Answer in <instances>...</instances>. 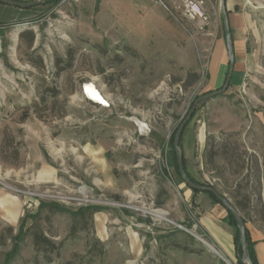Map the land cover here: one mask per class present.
Returning a JSON list of instances; mask_svg holds the SVG:
<instances>
[{"label": "rangeland", "instance_id": "374dc122", "mask_svg": "<svg viewBox=\"0 0 264 264\" xmlns=\"http://www.w3.org/2000/svg\"><path fill=\"white\" fill-rule=\"evenodd\" d=\"M101 1L44 2L0 23V264H240L200 226L172 146L194 99L222 86L208 76L221 0H205L208 24L167 0L173 32L150 36L124 35L115 0ZM226 5L245 52L180 144L194 179L264 240V0ZM189 72L200 78L184 88ZM36 232L51 244L36 246Z\"/></svg>", "mask_w": 264, "mask_h": 264}, {"label": "crops", "instance_id": "0c3cea01", "mask_svg": "<svg viewBox=\"0 0 264 264\" xmlns=\"http://www.w3.org/2000/svg\"><path fill=\"white\" fill-rule=\"evenodd\" d=\"M27 1V0H17ZM104 0L101 1V7ZM115 12L122 22V28L126 32H122L127 36H150L154 33L157 35L163 34V29L170 27L168 17H165V12H168L163 6L154 0H115ZM5 4L0 1V23L17 20L25 16L27 10ZM129 21V26H124L123 22ZM171 35V34H170ZM174 38V33H172ZM186 36L181 28V53L186 51L184 46ZM235 57L238 60L239 55L243 56L245 52V43L242 40H237L233 36ZM139 41V40H138ZM174 41V40H173ZM247 50V49H246ZM236 64V63H235ZM228 69V54L225 38H217L214 49L209 60V88L214 89L224 83L226 71ZM234 67L233 78L236 76ZM232 78V83H234ZM187 195L191 202L197 204L200 210L199 224L207 233L210 242L217 247L226 257L233 259L237 257L236 247L234 243V228L230 225L228 219V211L214 201L207 192L195 193L194 190H187ZM251 236L256 244L254 246L259 264H264V240L259 229H252L246 223Z\"/></svg>", "mask_w": 264, "mask_h": 264}, {"label": "water", "instance_id": "95a60500", "mask_svg": "<svg viewBox=\"0 0 264 264\" xmlns=\"http://www.w3.org/2000/svg\"><path fill=\"white\" fill-rule=\"evenodd\" d=\"M1 2L5 4H9L12 6H17L20 8H29V7H34L37 5H40L47 0H27V1H17V0H0ZM227 0H221V7L223 11V23H224V32H225V41H226V46H227V54H228V70H227V75L224 80L223 85L213 91L204 93L198 97H196L192 103L191 108L189 109L186 117L183 119L181 124L179 125L176 134L173 139V144L174 148L176 150V157H177V165H178V170L181 175V178L183 179L184 183L188 185L191 189L195 190H200L204 192H210L213 193L219 201L222 203V205L231 213L234 215L236 222H237V228L239 230L240 234V244L242 248V257L241 260L244 264H253L250 252L247 248V241H246V223L244 221L243 216L237 209V207L231 202L230 199H228L225 195L221 194L215 187L211 185H205L201 183H197L195 181H192L185 170V165H184V155H183V149L181 147L180 141H181V136L184 132V129L188 122L191 120V118L194 115L195 109L197 105L200 102H203L205 100H208L212 97H215L217 95L224 94L228 88L230 87L231 81H232V76L234 73V67L236 63V57H235V48H234V40L232 36V30H231V25H230V19H229V13L227 9Z\"/></svg>", "mask_w": 264, "mask_h": 264}, {"label": "trees", "instance_id": "16d2710c", "mask_svg": "<svg viewBox=\"0 0 264 264\" xmlns=\"http://www.w3.org/2000/svg\"><path fill=\"white\" fill-rule=\"evenodd\" d=\"M51 1H54V0H47L46 3L48 2H51ZM29 8H32V7H29ZM228 66H229V62H228ZM228 70V69H227ZM226 75H227V71H226ZM226 75H225V78H226ZM200 78V75L199 73L197 72H189L188 75H187V78L185 81H183L181 79V81H183V86L184 88H187L189 86H192L194 83H196ZM233 78V76H232ZM225 80V79H224ZM231 84H232V81H231ZM230 84V85H231ZM223 85V84H222ZM41 116V115H39ZM178 129V128H177ZM177 131V130H176ZM176 133V132H175ZM183 135V134H182ZM175 136V134H174ZM182 138V136H181ZM173 139L174 137L172 138V146L174 148V144H173ZM174 151H175V162H176V168H177V172H178V175L180 176L181 178V175L179 173V170H178V165H177V157H176V150L174 148ZM184 155V153H183ZM184 165H185V170H186V173L188 175V177L192 180V181H195L197 182L194 177L189 173L188 169H187V166H186V160H185V157H184ZM182 179V178H181ZM183 180V179H182ZM199 183V182H197ZM195 193H198V192H204V191H200V190H195L193 189ZM210 194V196L214 199L215 202L217 203H220L222 205V203L219 201V199L213 194V193H210V192H207ZM164 202L163 201H157L156 202V205L161 207L163 206ZM224 207V206H223ZM226 209V208H225ZM227 210V209H226ZM228 211V219H229V223L230 225L234 228V243H235V247H236V252H237V257H238V261L240 264H244L241 260V257H242V248H241V244H240V234H239V230L237 228V222H236V219L234 217V215L231 213V211L227 210ZM245 221V220H244ZM246 223V221H245ZM246 241H247V248L250 252V255H251V259H252V262L253 264H259V261H258V258H257V254H256V251H255V244H256V241L253 240L252 236H251V233L248 229V227H246ZM49 243L51 244V241L41 232H36L34 234V243L36 246H38L40 243ZM50 261V259H49Z\"/></svg>", "mask_w": 264, "mask_h": 264}, {"label": "built area", "instance_id": "2783aa9c", "mask_svg": "<svg viewBox=\"0 0 264 264\" xmlns=\"http://www.w3.org/2000/svg\"><path fill=\"white\" fill-rule=\"evenodd\" d=\"M161 4L163 8L171 15H174L169 1L167 0H154ZM182 6V13L190 21L208 24L210 16L207 12L205 0H180Z\"/></svg>", "mask_w": 264, "mask_h": 264}, {"label": "bare ground", "instance_id": "6f19581e", "mask_svg": "<svg viewBox=\"0 0 264 264\" xmlns=\"http://www.w3.org/2000/svg\"><path fill=\"white\" fill-rule=\"evenodd\" d=\"M84 93L87 97L103 106H108V101L103 97L100 91L92 83H86L84 88Z\"/></svg>", "mask_w": 264, "mask_h": 264}]
</instances>
